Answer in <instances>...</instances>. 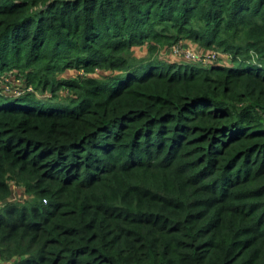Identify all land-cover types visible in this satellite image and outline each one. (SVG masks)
I'll use <instances>...</instances> for the list:
<instances>
[{
  "label": "trees",
  "instance_id": "16d2710c",
  "mask_svg": "<svg viewBox=\"0 0 264 264\" xmlns=\"http://www.w3.org/2000/svg\"><path fill=\"white\" fill-rule=\"evenodd\" d=\"M10 71L0 262L264 264V0H0Z\"/></svg>",
  "mask_w": 264,
  "mask_h": 264
},
{
  "label": "rangeland",
  "instance_id": "374dc122",
  "mask_svg": "<svg viewBox=\"0 0 264 264\" xmlns=\"http://www.w3.org/2000/svg\"><path fill=\"white\" fill-rule=\"evenodd\" d=\"M177 47V48H175ZM180 47V48H179ZM175 48V49H174ZM135 50L134 53L138 55L139 53L146 54V48ZM146 49V50H145ZM179 49H184L182 52H177ZM187 51L191 52L194 57H190V55H187ZM221 52L219 50H213V49H206L199 45L198 43L192 42V40L188 38H181L177 40L175 43L172 44H166L165 46H159L156 47V49L153 51V56L160 58L162 61H166L168 63H187L191 62L192 64H200L205 66L206 62L205 60L208 59V57L216 58V56H222L220 54ZM77 72H71V71H65V73L61 74V76L57 77H63V78H74L77 74H79L78 70ZM104 70H98L95 73H92L88 76H102ZM81 73V72H80ZM23 77L16 76L15 71L7 72L6 74L2 75L0 77V94H7L9 96L15 97L19 96L23 90V87L25 84L23 83ZM29 86H26L28 88ZM25 88V87H24ZM28 89H31L28 88ZM60 91L59 93H61ZM62 94H64L62 92ZM49 95V94H46ZM61 98H66L65 95H60ZM11 200L16 202H22L27 199H32L34 196L28 195L25 193L23 188H20L19 186L12 185L11 189ZM0 204H3L1 202ZM0 264H7L6 261L1 262ZM11 264V263H10Z\"/></svg>",
  "mask_w": 264,
  "mask_h": 264
},
{
  "label": "built area",
  "instance_id": "2783aa9c",
  "mask_svg": "<svg viewBox=\"0 0 264 264\" xmlns=\"http://www.w3.org/2000/svg\"><path fill=\"white\" fill-rule=\"evenodd\" d=\"M175 48H177V47H175ZM175 48H174V49H175ZM179 48H180V47H179ZM183 50H184V49H179L177 52H182V53H183ZM186 53H187V55H190V57H194L193 54H192L191 52L187 51ZM209 58H212V57L209 56L208 59H206L205 61L209 60Z\"/></svg>",
  "mask_w": 264,
  "mask_h": 264
},
{
  "label": "crops",
  "instance_id": "0c3cea01",
  "mask_svg": "<svg viewBox=\"0 0 264 264\" xmlns=\"http://www.w3.org/2000/svg\"><path fill=\"white\" fill-rule=\"evenodd\" d=\"M1 263V262H0ZM7 264H10V262H7Z\"/></svg>",
  "mask_w": 264,
  "mask_h": 264
}]
</instances>
